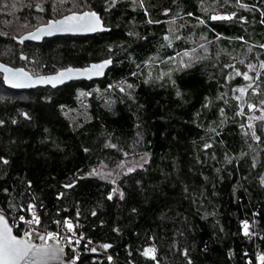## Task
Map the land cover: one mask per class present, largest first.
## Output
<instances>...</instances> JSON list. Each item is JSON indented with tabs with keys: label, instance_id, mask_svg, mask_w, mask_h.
I'll list each match as a JSON object with an SVG mask.
<instances>
[{
	"label": "trees",
	"instance_id": "16d2710c",
	"mask_svg": "<svg viewBox=\"0 0 264 264\" xmlns=\"http://www.w3.org/2000/svg\"><path fill=\"white\" fill-rule=\"evenodd\" d=\"M243 2L255 9H237L235 0L223 7L224 0H144L145 15V8L132 0H117L107 11L105 0H86L87 8L72 10L97 11L110 31L17 43L7 32L14 17L34 29L65 12H58L62 7L57 0H0V61L40 75L87 66L109 55L114 61L102 79L57 89L16 91L5 87L0 75V120L5 121L0 125V156L9 160L8 165L0 162V208L28 218L20 205L31 201L43 225L65 229L55 221L67 217L84 238L98 246L110 244L109 252L120 259L109 261L98 251H86L85 245L77 264H188L189 259L193 264H257L256 253L264 252V186L258 179L264 174V120L256 119L264 115V105H259L264 74L253 83L232 69L255 77L256 70L246 68L251 62L264 73L258 66L264 59L259 47L264 43V0ZM231 11L246 20L208 19ZM149 18L160 23L149 24ZM238 36L253 46L247 56L248 45L234 39ZM185 52L194 54L191 64L171 71V60ZM150 69L162 74L156 75L158 80L149 77ZM249 83L260 87L244 99L258 106L249 110L245 103L244 114L236 115L240 102L234 97L239 93L233 89ZM253 131L259 141L252 138ZM205 143L211 146L204 148ZM144 159L143 168L125 175L128 166ZM120 161L123 168L117 167ZM92 169L100 175L63 187ZM117 185L124 199L116 194L107 199ZM60 192L65 195L58 197ZM245 219L250 232L259 235L249 239L243 234L239 221ZM148 246H155L156 262L143 255Z\"/></svg>",
	"mask_w": 264,
	"mask_h": 264
},
{
	"label": "snow or ice",
	"instance_id": "6c2138e0",
	"mask_svg": "<svg viewBox=\"0 0 264 264\" xmlns=\"http://www.w3.org/2000/svg\"><path fill=\"white\" fill-rule=\"evenodd\" d=\"M61 3L64 2V0H60ZM117 0H105V4L107 7L105 8V11H107L108 8L113 7L116 5ZM133 4H139V7L145 8L144 0H132ZM228 0H224L223 4H220V7H223L224 4H227ZM16 5L14 4L13 7ZM35 7L43 12L44 8L42 7L41 3H37ZM73 7H82L87 8L86 0L85 3L82 4H74ZM235 7L237 9H243L245 11H252L255 9V5H249L248 3H244L243 0H235ZM55 7L53 8V12H55ZM169 11L168 8L164 9V12L167 13ZM187 15L191 16L192 13H186ZM145 15H148L147 9L145 8ZM260 15L262 17L261 23L264 24V10H261ZM236 18L238 21H245L246 17L243 15H238L237 11H231V12H224V13H217L212 14L208 17V19L211 20H231L233 18ZM198 22L200 24H205V19L197 18ZM173 20H175V17H173ZM149 24L152 23H160L159 20H153L151 18L147 21ZM183 27V25H181ZM104 24L102 22V17L94 10L87 9L83 11H74L69 9L67 15H62L59 19H49L46 23L40 24L39 27H36L34 31L27 32L26 35H19V36H13V39L19 40L20 43H23L25 39H31V40H39L41 38L42 34H48L51 35L53 32H95L97 30L103 29ZM171 31V29H170ZM3 35L7 36L8 33H3ZM219 35V34H218ZM167 38V37H166ZM176 39H179V37H175ZM234 39L244 41L245 44L248 45L247 52L244 53L245 56H247V53H250L253 51V46L251 44H248V41L244 40L243 36L234 37ZM200 47H204L201 45ZM259 47L261 49H264V43L259 44ZM207 51V49H205ZM109 54L112 52L111 46L108 48ZM185 55L187 56L188 53L185 52ZM219 55V54H218ZM259 55V54H258ZM21 58L23 59V54H21ZM171 59V58H169ZM111 55L108 56L106 59H102L99 62L92 63L86 67L83 68H76L72 66H68L65 68H61L59 71L55 72L52 75L48 76H32L28 72H25L24 69H13L9 68L6 64L0 63V70H3L4 73V83L12 85L13 87H27L32 86L33 84H50L53 87H55L58 84L63 83L66 80H69L73 78L74 76H85L88 78H91L93 76H101L104 74V69L112 63ZM184 62L181 61V64ZM190 63V61H189ZM245 61L241 60L240 64H244ZM258 66L260 70H264V59H259ZM225 68H232L229 64H224ZM246 68L248 70H256V76H250L249 71H241L239 68H233L232 71L237 76H242L245 81H252L255 83V79L259 78L262 74L261 71L257 70V65L253 64L251 62L247 63ZM225 79H231V76H226ZM174 83V81H173ZM253 83H249L247 85H240L238 88L233 89V92H238L239 95H235V99L239 101L238 110L236 112V115H243V109L245 103H247V108L249 110L255 109L258 105L251 102V100L245 101V96L251 90V93L255 94L257 93V90L259 89L260 85L257 84L256 87H253ZM264 83V81H262ZM109 88L112 87V85L108 86ZM129 88L132 87V85H128ZM122 92L124 91L123 88L120 89ZM90 95L91 93H84L81 92L80 95ZM177 95H180L179 92H177ZM227 102V101H226ZM259 105H264V99L259 101ZM63 107V106H61ZM261 113H264V107L260 108ZM221 113L223 114V109H221ZM21 115L28 120H31V117L27 112L21 113ZM256 119L264 120V115H261L259 117H256ZM13 124L17 123L16 119H12L11 121ZM5 121L0 120V125H4ZM241 128H244L245 125L241 124ZM249 128H252V124H248ZM47 131V129H45ZM252 138L259 141L261 139L260 136L256 135V132H252ZM211 145L208 143H205L203 145L204 148H209ZM111 147H116V145H111ZM85 152L88 151L87 148L84 149ZM125 155H128V153H124ZM145 157L148 155L147 153L144 154ZM0 162H2L4 165L9 164V160L4 157L0 156ZM147 163V160L144 159L143 163L136 164L135 166H128L127 167V173H132L136 170V168H143L144 164ZM118 168L124 167V161H120V163L117 165ZM252 167H256V160L253 159ZM79 172V170H78ZM93 175H100L96 172L95 169H92L91 171L84 173L83 176H73L67 183L64 184V188H72L74 185L77 184L78 179L83 178L84 176L90 177ZM111 174H109L110 176ZM120 173H117V176H119ZM102 179H107L108 177H105L101 175ZM259 183L264 186V174H261L259 177ZM111 183L116 184V180L112 179ZM139 183V181H137ZM28 184L31 185V181H28ZM6 192L7 189H4ZM114 194L118 195L120 199H124L125 193L123 190L120 189L119 185L116 187H113L110 191L107 193V199L111 200L113 199ZM65 195L64 192L58 193V197H61ZM32 199H35L33 196ZM40 207H43V204L39 205ZM10 208L16 207V205L9 204ZM21 208H24L26 212L31 213L30 218H26L25 215H21L19 212L16 213V216L12 217V223H9V219L6 216V213L3 209H0V264H51L53 261H59L60 264H76V261L79 260V252L75 250V245L80 244L81 238L83 237V233H81L79 236H77V233L74 231V228L77 227V224H74V222L65 217L62 220H57L55 223L59 225H63L68 233H72L71 236H65L60 237V234L58 232L48 231L46 228L43 231H40L39 233L36 232L35 225L41 224V217L36 212L37 205L33 204L31 201H29L26 205H20ZM132 211H136L135 209H132ZM76 215L79 216V211L77 210ZM92 215L95 216V211L92 212ZM18 217V220L22 222V224H17L16 219ZM240 225L243 227V234L248 237L249 239H252L253 236L259 235L256 232H250L249 230V221L248 220H241L239 221ZM15 226V232L14 228ZM114 231H119V229H114ZM75 238V244H73V239ZM264 238V237H261ZM65 239L69 244H73V251L74 255H72L69 259H62V256L64 254V248L60 246V240ZM39 242H36V241ZM49 240L54 241L55 243H49ZM92 244L91 238L88 240V245L85 246L86 251H91L93 253L97 252L98 249L96 247H91ZM100 249H108L111 247L108 243H101ZM156 249L155 246H148L145 247L143 250V255L145 257H151V259H156ZM185 254H187V250H185ZM109 261H112V256L107 257ZM256 262L257 264H264V252H257L256 253ZM188 264H193L191 259H189ZM249 264H252L251 261H249Z\"/></svg>",
	"mask_w": 264,
	"mask_h": 264
},
{
	"label": "water",
	"instance_id": "95a60500",
	"mask_svg": "<svg viewBox=\"0 0 264 264\" xmlns=\"http://www.w3.org/2000/svg\"><path fill=\"white\" fill-rule=\"evenodd\" d=\"M95 11V10H94ZM97 12V11H96ZM98 13V12H97ZM99 14V13H98ZM100 15V14H99ZM101 16V15H100ZM59 19V18H58ZM102 22H103V24H104V28L103 29H100V30H97V31H95V32H53L51 35H48V34H42L41 35V38L39 39V40H31V39H25V41L24 42H31V43H42L44 40H46V39H51V38H55V37H63V36H79V37H85V36H92V35H95V34H98V33H103V32H107V31H110V28L109 27H107L106 25H105V23H104V21H103V19H102ZM40 26V25H39ZM38 26V27H39ZM35 30V29H34ZM34 30H32V31H34ZM31 32V31H30ZM23 35H26V33H24ZM15 41L17 42V43H20L19 42V40H16L15 39ZM23 42V43H24ZM23 57L25 58V56L23 55ZM23 58V59H24ZM112 59V61H113V58H111ZM96 62H99V61H95V62H91L90 64H92V63H96ZM0 63H3V64H6L9 68H13V69H19V68H22V69H24V71L25 72H28L30 75H32V76H48V75H52V74H54V73H51V74H41V75H33L31 72H29L28 70H26L24 67H21V66H19V67H14V66H12V65H10V64H7V63H5V62H2V61H0ZM90 64H88V65H90ZM113 64H114V61L110 64V65H108L105 69H104V74L103 75H101V76H93V77H91V78H88V77H85V76H74L73 78H71V79H69V80H66V81H64L63 83H61V84H58V85H56L55 87H53L52 85H50V84H33L32 86H27V87H13L12 85H9V84H6V83H4V79H3V77H4V73H3V70H0V75H1V78H2V81H3V83H4V85H5V87H7V88H9V89H12V90H16V91H28V90H35V89H39V88H52V89H57V88H59V87H62V86H64V85H67V84H69V83H72V82H79V81H86V82H91V81H95V80H99V79H102V78H104L106 75H107V73H108V71L110 70V68L113 66ZM87 65V66H88ZM72 67H74V66H72ZM83 67H86V66H83ZM83 67H76V68H83ZM59 71V70H58ZM1 209V208H0ZM15 232V231H14ZM36 232L37 233H39L37 230H36ZM36 242H39L38 240L36 241ZM49 243H52V244H54L55 242L54 241H52V240H49ZM60 246L61 247H63L62 245H61V243H60ZM64 248V247H63ZM64 254H63V256H62V259H67V255H66V249L64 248ZM51 264H60V262L59 261H53V262H51ZM76 264H77V262H76Z\"/></svg>",
	"mask_w": 264,
	"mask_h": 264
},
{
	"label": "rangeland",
	"instance_id": "374dc122",
	"mask_svg": "<svg viewBox=\"0 0 264 264\" xmlns=\"http://www.w3.org/2000/svg\"><path fill=\"white\" fill-rule=\"evenodd\" d=\"M57 1L59 2L60 7H62V8H60V10H58V12H60V13H64L65 12V15L68 14V12H66V11H68L69 9L72 10L74 8L73 7L74 4H77V5L80 4V2H78L79 0H64L63 3H61L60 0H57ZM55 9L56 10L58 9L57 6H55ZM42 23H44V22H42ZM42 23H40V24H42ZM34 29H31L29 27V24L25 20L24 21L23 20H19L18 17H14L11 20V22L8 24V26H7V32H10V34L12 36L22 35L24 33H27L28 31L30 32V31H32ZM18 31H20V33ZM205 49H207V48H204V51H205ZM193 55L194 54H188L186 56L185 54H183L181 57H177V58H175V60H171V62H170L171 63V66H170L169 69L172 71L174 69H181V68H184V67L189 66L191 64ZM181 61H183L184 63L181 64ZM189 61H190V63H189ZM150 70H151L150 72H153V73H151L149 75L150 78L151 77H154L153 79H156L157 78V80H158L159 77H157L156 75H162V74H155V72L152 69H150ZM30 72L33 75H40V74H38V73H36L34 71H30ZM154 74H155V76H154Z\"/></svg>",
	"mask_w": 264,
	"mask_h": 264
},
{
	"label": "built area",
	"instance_id": "2783aa9c",
	"mask_svg": "<svg viewBox=\"0 0 264 264\" xmlns=\"http://www.w3.org/2000/svg\"><path fill=\"white\" fill-rule=\"evenodd\" d=\"M5 212V211H4ZM37 212V211H36ZM6 213V212H5ZM37 214H38V212H37ZM6 216H7V218L9 219V223L11 224L12 223V217H14V216H12V215H8L7 213H6ZM31 217V213H30V216L28 217V218H30ZM16 223L17 224H22V222H20L19 220H18V217H17V219H16ZM35 227V229L38 231V232H40V231H43L45 228L48 230V231H53V232H58L59 234H60V236L58 237V238H60V237H65V236H71L72 235V233H68L67 231H66V229H59V228H53V227H49V226H46V225H43L42 223L41 224H38V225H35L34 226ZM13 228H14V231H15V226H13ZM74 231L77 233V236H79L81 233H79L77 230H76V228H74ZM60 243H61V245L66 249V255H67V259H69L72 255H74L75 253H74V251H73V244H75V238L73 239V244H69L65 239H61L60 240ZM85 245H88V240L86 239V238H84V236L81 238V242H80V244H76L75 245V250L76 251H78L79 252V254H80V256H81V253L83 252V249H82V246H85ZM93 247H96L97 249H98V252L99 253H101L102 255H105V256H112V261H114L115 263H117L120 259L116 256V255H114V254H112L111 252H109V250L108 249H106V250H104V249H100V247L98 246V245H94V244H91ZM80 256H79V258H80ZM146 258H148V259H150V260H152V261H154V262H156V259L155 260H153V259H151V257H146ZM78 261L79 260H77L76 262L78 263Z\"/></svg>",
	"mask_w": 264,
	"mask_h": 264
}]
</instances>
